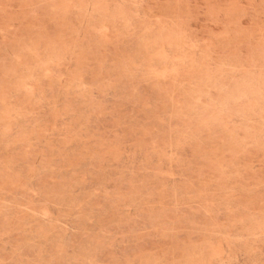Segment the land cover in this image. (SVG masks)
<instances>
[{
  "label": "rangeland",
  "instance_id": "rangeland-1",
  "mask_svg": "<svg viewBox=\"0 0 264 264\" xmlns=\"http://www.w3.org/2000/svg\"><path fill=\"white\" fill-rule=\"evenodd\" d=\"M0 264H264V0H0Z\"/></svg>",
  "mask_w": 264,
  "mask_h": 264
}]
</instances>
